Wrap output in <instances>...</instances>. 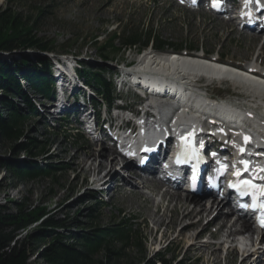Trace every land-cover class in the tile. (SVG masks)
<instances>
[{
	"label": "rangeland",
	"instance_id": "1",
	"mask_svg": "<svg viewBox=\"0 0 264 264\" xmlns=\"http://www.w3.org/2000/svg\"><path fill=\"white\" fill-rule=\"evenodd\" d=\"M4 11L17 15L23 21L29 20L31 24H35V36L50 44L52 51L47 54L32 51L0 53V62L11 67L13 62L26 57L30 60L45 58L50 62L51 69L55 71V74L60 76L55 78V83L71 81L57 72V69L55 70V63L60 65L65 57H72L73 60L70 61H74L76 58L78 67L90 68L95 72L105 70L110 74L118 72L122 68V64L132 66L138 59L140 62L142 55L139 53L136 55L134 50L112 55L107 62L99 57L97 49L103 46L114 33L122 38L123 35L128 36L131 33L152 30L160 41L173 45L182 43L183 49L179 52L190 50L188 46H192L196 49L190 51L199 53L198 50L202 48L203 53L206 52L216 58L215 53L218 52L219 58L224 57V59L221 57L220 60H229L239 65H242L241 63L248 64L247 62L250 61L253 54L260 52L264 54V34L257 35V39H250L252 34L247 33L246 35L244 34L246 32L226 25L221 18L202 10L189 12L173 0H0V14ZM94 41L98 45L92 44ZM115 46L118 47L119 43L116 42ZM144 52L149 53L147 50ZM150 53L160 55L157 52ZM70 61H66L71 65V68H67L74 70ZM262 67H264L263 64ZM61 69L59 68L60 72ZM62 71V73H66L67 69ZM77 80L74 79L70 85L77 87ZM235 88L238 91L239 88ZM80 91H83L82 94L85 97L92 96L85 94V90L82 88ZM231 91L230 96H234L233 84ZM24 92L30 96L28 98L33 101L30 103L35 107L32 106L31 109L29 107L30 111L28 112L31 115L24 126L22 139L15 144L0 138V212L2 215L15 216L19 210L27 214L33 209H40L47 214L48 219L65 222L64 229H54L55 231L51 232L52 237L57 234L65 240L73 238L76 234H81L83 228L89 231V229L106 227L125 217L133 221L135 231L140 232L145 241L143 258L135 250H131L125 253L129 260L120 264H151L156 254L159 253L157 252L159 248L167 249L168 256L164 260L171 264H212L210 253L214 248L210 247L209 251L202 249L205 242L212 244L208 240L204 241L206 235L203 237L204 239L200 236L193 242L187 240L193 236L195 238L206 226L205 222L184 235H180L179 232L182 226H175L174 230H169L166 237H163L164 226L156 230L148 219V216L152 215L156 208L147 204L145 198L134 195L130 187L115 189L111 191L112 193H108V197L106 192L102 194L93 191L89 187L92 177L82 172V166H73L70 160L78 150H80L78 155L80 156L81 153L94 146H90V143L96 146L102 143L97 145L98 141L91 142L85 136L88 143L80 145L72 127L63 128L58 122L50 123L54 117L51 114L54 111L53 107H36L38 102L41 103L39 99L26 87H24ZM212 94L218 96L217 93ZM115 95H117L116 90ZM121 95H124V92ZM4 97L7 96L0 93V101ZM12 103L19 113L28 115L26 112L28 106L22 100L14 98ZM44 116H47V122ZM56 119L58 120L59 117ZM51 128L57 130L53 132ZM39 143H49L51 148L47 153L35 156L20 153L17 149L20 144ZM26 161H34L41 166L52 165L56 169L64 171L58 173L59 180L56 184L48 180L19 182L6 167ZM93 180L96 183V179ZM136 182L140 184L138 181ZM107 186H103V188H107ZM138 189L139 193L148 194L141 186ZM159 189L164 191L161 187ZM96 203H100V205L95 208ZM166 205L171 206L167 201L162 202L160 209H164L167 207ZM98 208L101 209L98 211ZM171 215L170 212L166 214L165 224L168 223ZM197 220L198 218H194L192 221ZM34 229H36L34 226L28 228L21 235V239L25 237V234H33ZM214 231L215 228L210 227L206 233L209 235ZM160 236L163 241L159 245ZM49 238L31 243L28 264H46L42 254L49 247ZM218 240L221 242L220 239H214V242H218ZM217 242L212 245H216ZM220 250L217 264H238L239 257L235 252L231 251L223 261V252ZM103 255V252L98 253L93 258V263L105 264ZM259 262L257 260V264Z\"/></svg>",
	"mask_w": 264,
	"mask_h": 264
},
{
	"label": "trees",
	"instance_id": "2",
	"mask_svg": "<svg viewBox=\"0 0 264 264\" xmlns=\"http://www.w3.org/2000/svg\"><path fill=\"white\" fill-rule=\"evenodd\" d=\"M41 14V13H40ZM35 24L29 20L23 21L17 15L8 11L0 14V53L38 52L47 54L52 47L47 42L37 38L34 34ZM119 46L116 47L115 43ZM92 44L98 45L96 41ZM183 44L173 45L160 41L156 34L150 30L131 33L122 38L116 33L109 37L103 46L97 49L99 57L107 62L110 56L125 51H143L153 48L158 52L167 50L180 51ZM188 49L194 50L192 46ZM50 62L45 58L30 60L27 57L13 62L10 66L0 62V92L7 97L0 101L4 114H0V138L6 142L17 143L23 137V130L28 116L19 113L12 103V99H21L28 107L33 108L28 96L23 90L26 85L34 95L44 99L52 97V80L50 79ZM78 78L93 89L98 101L110 102L113 89L106 80L104 70L93 71L90 68H81L76 71ZM51 148L49 143L24 145L17 149L20 153L35 156L45 154ZM6 169L19 182H32L35 180H48L57 183L61 171L52 165H38L34 161L7 166ZM100 204H96L95 208ZM101 208H98L99 211ZM36 227L29 235L21 234L31 226ZM65 222L48 219L47 214L40 209H33L27 214L18 211L15 216L2 215L0 212V264H28V253L32 242L37 243L49 238V247L42 254L46 264H92L93 258L103 252L105 264H120L129 258L125 254L135 250L143 258L144 239L140 232L135 231L133 222L125 217L120 218L106 227L89 229L83 228L81 234L73 238L64 239L57 234L52 237L56 229H64ZM55 229V230H54ZM168 252L157 254L151 264H171L164 258ZM95 263V262H94ZM93 263V264H94ZM100 264V263H99Z\"/></svg>",
	"mask_w": 264,
	"mask_h": 264
},
{
	"label": "bare ground",
	"instance_id": "3",
	"mask_svg": "<svg viewBox=\"0 0 264 264\" xmlns=\"http://www.w3.org/2000/svg\"><path fill=\"white\" fill-rule=\"evenodd\" d=\"M196 10L201 11L202 9L197 8ZM221 19L222 22H224L226 25L231 27L234 26L236 30L244 31V29H241L237 25H235L231 19H226L225 17H222ZM244 34L247 35V32ZM256 36V34H252L250 36V39H257ZM183 54H172L171 56L167 57L165 55L156 56L152 53H145L140 59L139 64L129 71H126L123 76L127 77L135 74L138 78H140L141 75L150 77L153 83L159 85V88H157L158 90L163 89L162 97L166 99L171 98V96L173 97V95L179 94L178 92L176 94V91L180 92V90L182 89L190 90L191 88H188L191 87L190 83L192 81L190 79H195L197 77L198 80H195L194 83L199 88L197 89V87L194 86V88L192 89L195 92H199V90H201L200 93L205 94L208 97H217V95L212 94L213 92L207 91L205 89H200V87L205 88L204 85H201V78L205 77L206 79H228L233 84L235 90L234 97H236L227 101L229 103L228 108L231 107L230 111H234L238 114L242 112L241 110H243L246 111V116H250L254 113V115L256 114L260 116L259 122H261V124H264V111L258 110L263 109L264 106V84L262 82H259L257 79L249 78V76L246 78L234 76L230 71H228L231 69H237V67H262V64L264 65V54L262 52L255 55L253 54L250 61L247 62L248 64L239 65L229 60H220V65H223V67H215L213 65H210L200 59L197 55L189 56ZM212 58L214 59L215 57ZM207 60L212 64L211 59ZM67 67L71 68V65H69V63H67L66 61H63L60 65H57L55 70L57 69V72L65 76V74L71 70ZM59 68H62L61 72L59 71ZM262 68L264 69V67ZM65 69H67V72L62 73V70ZM53 73L55 75L53 83L55 89V104L57 113H59V115H66L70 110L76 109L79 113H81L82 116L83 112L85 111V106L83 104L84 102L81 99L82 94L78 82L77 87H73V85H70V83L74 81L73 78H69V80H71L69 83H55V78H59L60 76L56 75L54 70ZM126 73H128V75ZM235 87L239 88L238 91H236ZM155 96H150L151 101L145 100V102L147 101V105L155 109H160L163 114L170 113L172 108H169V105L163 103H161L163 107L158 106L159 102L157 101L158 99ZM152 104H154L155 107L152 106ZM89 110L93 114L96 113L95 108H90ZM257 110L259 112H257ZM94 118L95 117H92V120H94ZM96 131H98V128L92 130L91 133ZM155 136L157 138L158 134H156ZM103 137L107 138L108 142H104L99 146H96L92 143L90 144V146H94L91 147L88 151L81 153L80 156H78L80 154V150H78L76 154L71 157V164L73 166H82V172H84L89 177L96 179V183L100 184L99 187L101 188L108 185L107 188H109L111 192L115 189L130 187L134 195L139 196L140 198H145L147 204H150L156 208V211H154L152 215L148 216V219L156 230H158L161 226H164V231L162 232L163 237H166L168 231L173 229L175 226H182L179 232L180 235H184V233L193 231L205 222L206 226L201 230L200 233L196 235L195 238L193 236L187 239L188 241L193 242L196 241L200 236L208 232L210 227H214V233L209 234L208 237L211 240L220 239L221 242H219L218 240L216 245L208 244L205 242L202 248L205 251L211 250L210 247L214 248L210 253L212 264H217V262L219 261L218 252L223 245H230L231 250L228 251V254L231 251L236 252L237 254V250L235 247H233V244H235V238L240 236L241 234H245L248 241L251 243L252 248L254 246L258 248L251 254L245 256L240 264H257V260L260 261L258 264H264V233H262L260 241L257 244V242H255L253 238L254 229L250 218H248L247 216H243V220L238 219L232 221V216L229 215L231 214V211L228 205H222L218 202H212L210 205H207L205 202H201L199 198L185 194L186 192H184L182 183H177L175 184V186L168 187L167 190L161 191V189L159 188H164V186L159 183L155 177L152 176V173L148 174V172H146L145 174L144 172L134 170L129 164H126L124 167L127 170V173L124 175L122 168L120 167L121 160L118 156V152L111 144L112 140L107 136L104 126L101 127L98 136L96 137V139H93V142L101 141ZM136 181H138L140 184H137ZM112 183H115L114 188H111L110 186ZM140 186L142 187V189L146 190V192L148 193L147 195L138 192V187ZM166 201L172 207L166 205L167 207H165L164 209H160V205L162 204V202ZM226 210L228 213L226 212ZM169 212L172 215L168 223L165 224L164 219L166 217V214ZM194 218H198V220L195 222L192 221ZM252 244L255 245L253 246ZM191 245L193 246V244Z\"/></svg>",
	"mask_w": 264,
	"mask_h": 264
},
{
	"label": "snow or ice",
	"instance_id": "4",
	"mask_svg": "<svg viewBox=\"0 0 264 264\" xmlns=\"http://www.w3.org/2000/svg\"><path fill=\"white\" fill-rule=\"evenodd\" d=\"M244 2H245V5L247 6V5L251 4L253 2V0H244ZM255 3L258 6L264 7V5L260 4V0H255ZM219 6H220L219 0H213V7L218 8ZM193 136H194V132L193 133H189L187 137H182V139L185 140L186 143H190L191 138ZM244 140H245V143H247L249 141V138L248 137H244ZM241 151H243V149H241ZM177 163H180V159L179 158L177 159ZM237 175H239V173H237ZM240 184L243 185L244 188H256L257 187L256 185L252 184L250 181H241ZM232 187H237L238 190L242 191V194H247V191H245L243 189H240L238 187V185H232ZM260 192H261V194H264V187L260 188ZM260 207L264 208V204L260 205ZM260 222H261V226L264 227V217H261V221Z\"/></svg>",
	"mask_w": 264,
	"mask_h": 264
}]
</instances>
